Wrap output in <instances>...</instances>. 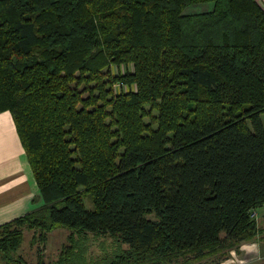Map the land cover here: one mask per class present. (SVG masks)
Returning <instances> with one entry per match:
<instances>
[{"label": "trees", "instance_id": "1", "mask_svg": "<svg viewBox=\"0 0 264 264\" xmlns=\"http://www.w3.org/2000/svg\"><path fill=\"white\" fill-rule=\"evenodd\" d=\"M6 110L42 204L0 225L5 264L25 229L71 231L37 264L216 263L264 231L259 0H0Z\"/></svg>", "mask_w": 264, "mask_h": 264}, {"label": "crops", "instance_id": "2", "mask_svg": "<svg viewBox=\"0 0 264 264\" xmlns=\"http://www.w3.org/2000/svg\"><path fill=\"white\" fill-rule=\"evenodd\" d=\"M259 1L264 5V0ZM41 204L42 198L35 175L28 161L12 113L9 110L2 111L0 112V225L35 210ZM259 215L264 219V206L260 207ZM260 227L264 229V224H261ZM27 230H24V237ZM28 231L31 232L28 250L29 254L35 251V256L31 255L34 258V262L29 261L28 255L23 250L19 253V249L18 254L22 255L26 260L28 259L31 264H37L40 258L45 262H50L49 255L44 253L45 248L42 251L41 249H37V251L33 249L31 239L34 230ZM53 232L68 237L71 231L67 228L54 229L48 234V242L50 234ZM61 245L63 246L64 243ZM230 254L229 258L216 263L264 264V231L259 239L252 242H243L239 249L232 250ZM235 258L236 260H234Z\"/></svg>", "mask_w": 264, "mask_h": 264}, {"label": "rangeland", "instance_id": "3", "mask_svg": "<svg viewBox=\"0 0 264 264\" xmlns=\"http://www.w3.org/2000/svg\"><path fill=\"white\" fill-rule=\"evenodd\" d=\"M208 6V8L209 9H211L212 7H213V4H209V5H207ZM207 6H200V5H198V6H195V7H193L191 10L192 11H196V9L197 10H203V9H205ZM85 203H86V207H87V209H93V202L91 201V199L89 198V197H86V199H85ZM257 220H258V224H259V226H261V224H264V219L262 218V217H260V215H259V213H258V215L256 216H254ZM58 229V228H57ZM30 234H31V232L30 231H26L25 232V237H24V241H23V243H22V247L20 248V250H19V253H21V251L23 250V252L25 253L26 252V254L28 255V257H29V261L31 262H34L33 260H34V258H32L31 257V255L33 254L34 256H35V251L33 252V253H31V254H29V250H28V248H29V239H30ZM60 233H57V232H53L52 234H50V240H49V242L47 241L46 242V244H47V246H46V244H45V246H44V244H43V246L41 245V244H38V245H32L33 246V249L34 250H36L37 251V249H41V251L45 248V251H44V253H46V255H49V258H50V260L52 261L53 259H56L57 257H58V254L60 253V251H61V249H62V243H64V244H66L67 242H68V237H66L65 235H62V234H60ZM262 233H260L258 236H257V238L255 239V240H257V239H259L260 238V235H261ZM254 240V241H255ZM111 242V240L110 239H108L107 240V243H109L108 244V249L110 250H112L113 249V246H112V244L110 243ZM249 242H252V241H249ZM95 244H97V246L95 245H90V248H89V252L90 253H92V252H94V254H100V253H102V251H103V247H101V244L99 243V242H96ZM64 246V245H63ZM48 252H50V253H48ZM89 252H88V254H89ZM18 255V254H17ZM16 255V256H17ZM24 255V254H23ZM229 256H231V254H229ZM229 256L227 257V258H229ZM56 257V258H55ZM25 259V258H24ZM26 260V259H25ZM35 260H36V257H35ZM181 261H183V259L181 258L180 259ZM180 260H177V259H174L170 264H178L179 262H181ZM234 260H236V258L234 259ZM29 264H31L29 261H28V259L26 260ZM221 261V260H220ZM219 261V262H220ZM212 262V260L211 259H206V260H204L202 263L203 264H217V263H211ZM0 264H5V262L3 261V260H0ZM191 264V263H190ZM192 264H198L197 262H193Z\"/></svg>", "mask_w": 264, "mask_h": 264}, {"label": "built area", "instance_id": "4", "mask_svg": "<svg viewBox=\"0 0 264 264\" xmlns=\"http://www.w3.org/2000/svg\"><path fill=\"white\" fill-rule=\"evenodd\" d=\"M125 88H126V86H125ZM253 215H255V213H253Z\"/></svg>", "mask_w": 264, "mask_h": 264}]
</instances>
